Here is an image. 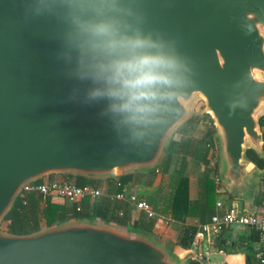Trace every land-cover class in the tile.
<instances>
[{
	"label": "water",
	"instance_id": "obj_1",
	"mask_svg": "<svg viewBox=\"0 0 264 264\" xmlns=\"http://www.w3.org/2000/svg\"><path fill=\"white\" fill-rule=\"evenodd\" d=\"M137 39L145 47L119 43ZM133 54L174 65L162 69L173 83L156 86L164 98L151 102L154 111L139 123L104 94L115 87L110 65ZM197 99L199 114L211 118L231 206L256 212L264 164L246 150L264 162V0H0V223L23 186L44 176L147 174ZM223 259V252L199 256L102 218H70L27 234L0 229V264Z\"/></svg>",
	"mask_w": 264,
	"mask_h": 264
},
{
	"label": "trees",
	"instance_id": "obj_2",
	"mask_svg": "<svg viewBox=\"0 0 264 264\" xmlns=\"http://www.w3.org/2000/svg\"><path fill=\"white\" fill-rule=\"evenodd\" d=\"M206 116L198 112L177 128L169 141L164 158L154 169L148 171L147 174L130 173L108 179L106 191L95 199L84 198L79 203V210H76L75 204H70L64 208L56 207L52 203L53 194L43 195L37 191L22 192L2 220L5 223V230L15 234H27L43 226L59 223L70 218L88 217L102 218L151 232L153 219H148L144 213V216L139 215L138 219L131 220L132 215L129 204L113 198L115 192L125 187L127 191L135 188V192L140 199L145 200L154 212L176 227L178 235L175 244L184 250L190 248L198 229L197 223L209 221L211 216L217 212L216 203L219 195L226 194V202L230 200L226 189L215 181L214 176L218 175L217 169L211 167L207 160L208 150L211 147L214 151L216 150L211 119H209L208 126L200 136L193 137L185 134L188 125L198 124ZM260 123L264 125V117L260 118ZM207 144H209L208 147ZM246 155L259 167L263 166V160L253 150L247 149ZM180 156L190 158L194 168L202 165L201 173L196 176V197L190 195L191 174L183 173L180 165V168L177 165ZM156 168L161 174L167 176L164 185L154 184ZM194 168H192L193 171ZM49 177L66 178L77 185L91 184L95 187L99 182L98 179L64 173L51 174ZM42 178L36 181H41ZM118 184L121 185L118 186ZM255 202L257 205H264V185L255 198ZM119 211H121V214H119ZM192 219L195 222H189ZM260 234L259 231L250 229L249 237L257 239ZM216 247H220V245H216ZM189 264L201 263L192 260ZM245 264H260V262L259 259H255L254 256L248 253L245 256Z\"/></svg>",
	"mask_w": 264,
	"mask_h": 264
},
{
	"label": "built area",
	"instance_id": "obj_3",
	"mask_svg": "<svg viewBox=\"0 0 264 264\" xmlns=\"http://www.w3.org/2000/svg\"><path fill=\"white\" fill-rule=\"evenodd\" d=\"M207 147L209 144L206 145ZM211 167L213 164H209ZM158 172V169H155ZM217 184H220L218 176H214ZM121 184H118L120 186ZM26 191H37L43 195L56 194L63 199H66L71 204L76 205V210H79V203L89 197L95 199L103 193L98 188L91 184L77 185L66 178H50L45 176L41 181H33L23 186L21 193ZM115 200L125 201L129 206L135 210L143 211L148 219H154L159 215L154 212L148 203L140 199L136 192L127 191L125 187L113 194ZM217 207L221 206L220 202L216 203ZM121 214V211H119ZM160 217V216H159ZM198 229L194 235L190 250L199 256L207 255L208 248H213L214 240L218 237L219 233L233 225L245 226L250 229L264 233V217L258 215L256 212H242L239 213L234 207L230 206L222 212L217 211L213 214L209 221L197 223ZM205 243L206 248L203 251L199 243ZM201 249V250H200ZM260 263H264V256L259 257Z\"/></svg>",
	"mask_w": 264,
	"mask_h": 264
},
{
	"label": "crops",
	"instance_id": "obj_4",
	"mask_svg": "<svg viewBox=\"0 0 264 264\" xmlns=\"http://www.w3.org/2000/svg\"><path fill=\"white\" fill-rule=\"evenodd\" d=\"M197 129H198V124L188 125L185 129V134L191 135L193 137H198L203 133L204 130H201V129L197 130ZM207 160L209 164H213L212 167H215V170L217 169V173H219L217 148L215 151L212 149V147L208 150ZM177 165L178 167L180 165L183 173L191 174L192 183H191V188H190V195L192 197H196L197 195L196 176L201 173L202 165L201 167L194 168L190 158L189 159L183 158L181 156L179 158V162L177 163ZM192 168H194V171ZM156 180H160V182L163 184V182L167 180V176L161 174L158 171L156 172ZM98 185L97 186L99 187V189H101L102 193H104L108 187V182L100 181ZM220 185L224 189H226L221 181H220ZM263 185L264 183L261 185V188ZM221 189L222 188L220 187V190ZM131 191L135 192V188H132ZM226 200H227L226 194L219 195L217 202H220L221 206L220 207L216 206L217 211L226 210L227 208L231 206V198L227 202ZM254 203L256 205V213L264 217V205H257L255 202V199H254ZM70 204L71 203L68 202L66 199H61L59 202H56L54 205L58 208H64L66 206L68 207ZM130 210H131V215H132L131 220L138 219L139 215L144 216L143 211H138L131 207H130ZM93 219H97V218H93ZM153 220H154V223L152 226V230L149 233L153 235L154 237H156L158 240L164 242L165 244L169 246H172V247L176 246L177 244H175V241L178 235V230L176 229V227H174L172 223L168 222L167 219H164L159 216L155 217ZM193 221L195 222V220L193 219L190 220L189 222L192 223ZM249 235H250V228L245 227V226H240V225H233L231 227H228L222 230L217 237V238L227 237L228 241H230V244L227 245V247H224L222 245H220V247L214 246L213 248H208L207 251L208 252L217 251L221 253L223 252L224 253L223 264L225 263L245 264V256L248 253L254 256L255 259H259V257L264 256V233H261L257 239H252L249 237ZM199 245L202 251H203V248H206V245L203 242L199 243ZM188 250H190V248L186 250L183 249V251H188ZM260 264H264V263H260Z\"/></svg>",
	"mask_w": 264,
	"mask_h": 264
},
{
	"label": "clouds",
	"instance_id": "obj_5",
	"mask_svg": "<svg viewBox=\"0 0 264 264\" xmlns=\"http://www.w3.org/2000/svg\"><path fill=\"white\" fill-rule=\"evenodd\" d=\"M98 31L105 32L106 29L99 28ZM119 43L131 49L145 47V42L139 39ZM116 45V41L110 43L112 48ZM173 66L169 59L148 54H133L129 59L114 61L107 80L115 87H109L104 94L120 101L113 105L116 110L129 113L128 118L132 121L142 122L154 111L151 102L164 98L158 95L156 86L173 83L171 76L162 71ZM101 94L98 91L93 93L94 96Z\"/></svg>",
	"mask_w": 264,
	"mask_h": 264
},
{
	"label": "rangeland",
	"instance_id": "obj_6",
	"mask_svg": "<svg viewBox=\"0 0 264 264\" xmlns=\"http://www.w3.org/2000/svg\"><path fill=\"white\" fill-rule=\"evenodd\" d=\"M203 106V101H202V99H197L196 101H195V103L193 104V106H192V110H191V112H190V114H189V116L188 117H192V116H194L196 113H198L199 112V110L201 109V107ZM202 115H207L206 117H205V119H203V120H201L199 123H198V129H201V130H205V128H206V126H208V123H209V119H211L210 118V116L208 115V114H202ZM197 129V130H198ZM86 178V177H85ZM99 180V182L101 181H107L108 179H106V178H101V179H98ZM98 182V183H99ZM108 182V181H107ZM160 182V180H155V183L154 184H156L157 185V183H159ZM166 182V181H165ZM165 182H163V184L161 183V185H164L165 184ZM98 183H97V185H98ZM99 186V185H98ZM97 186V187H98ZM99 188V187H98ZM101 190V189H100ZM61 199H63L62 197H60V196H58V195H56V194H53L52 195V203H53V205L56 203V202H59ZM93 219V218H92ZM0 229H2V230H5V223H3V222H1L0 223Z\"/></svg>",
	"mask_w": 264,
	"mask_h": 264
}]
</instances>
